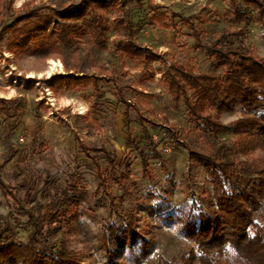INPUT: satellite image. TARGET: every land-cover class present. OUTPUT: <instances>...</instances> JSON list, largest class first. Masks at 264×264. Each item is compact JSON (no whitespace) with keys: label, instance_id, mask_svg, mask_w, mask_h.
I'll return each mask as SVG.
<instances>
[{"label":"rangeland","instance_id":"374dc122","mask_svg":"<svg viewBox=\"0 0 264 264\" xmlns=\"http://www.w3.org/2000/svg\"><path fill=\"white\" fill-rule=\"evenodd\" d=\"M78 1L0 0V178L7 185H0V215L19 210L8 191L28 208L36 192L45 199L46 192L66 190L81 195L71 210V227L64 237L67 246L80 253L82 262L104 264L99 240L103 224L114 223L120 231L124 215L132 210L136 232L150 239L152 246L139 262L128 259L127 245L116 247L118 259L123 264H174L191 244L179 229L180 209L209 211L214 201L208 202L212 199L209 177L191 155L208 153L205 138L184 105L173 102L162 73L173 60L196 71H211L212 60L203 44L223 29H243L242 42L254 56L264 58V22L252 20L245 25L234 21L229 0H121L124 7L116 0L107 9L106 49L83 35L48 56L33 54L36 44L29 36L35 32L30 30L16 41L12 52L7 50L13 28L9 26L18 16L50 14ZM120 17L132 22L130 39L158 54V59L141 61L116 48V42L127 38L118 24ZM77 70L89 78L73 87L56 83L60 75ZM95 76L104 77L97 96L92 85ZM120 94L133 105L129 133ZM4 106H9V116ZM137 112L158 124L153 129L142 119L152 144L160 140L174 148L166 153L155 143L161 158H149L148 174L142 171L139 152L150 155V142L144 138ZM240 114L238 108L224 111L220 121L228 124ZM219 138L231 144L235 134L227 127ZM101 146L114 151L115 174L105 173L109 170L98 149ZM259 154V150L254 152V156ZM96 162L105 185L98 184ZM28 233L26 228L19 229L13 240L25 241ZM234 263L229 257L225 264Z\"/></svg>","mask_w":264,"mask_h":264},{"label":"trees","instance_id":"16d2710c","mask_svg":"<svg viewBox=\"0 0 264 264\" xmlns=\"http://www.w3.org/2000/svg\"><path fill=\"white\" fill-rule=\"evenodd\" d=\"M115 1L80 0L54 13L18 16L9 26L13 28L7 50L12 52L16 41L30 30L35 32L29 36L36 44L33 54L48 56L60 45L68 48L75 38L83 35H88L96 47L106 49L107 9L117 2L119 7H124L121 0ZM229 5L233 20L238 23L264 22V0H229ZM53 20V25L46 28ZM118 24L127 38L115 43L117 49L141 61L160 57L130 39L132 22L129 19L120 17ZM193 33L200 41L199 34ZM243 36L241 28L223 29L203 44L206 55L212 60L211 71H196L192 66L173 60L162 73L173 102L184 105L199 134L205 138L208 153L191 152V155L208 175L212 187V199L208 202L214 201L209 211L201 207L187 212L180 209L179 229L191 244L177 256L174 264H225L229 257L235 260L234 264H264V222H260L264 219V58L251 53L249 46L242 42ZM79 73L81 71L77 70L60 75L56 83L73 87L89 78ZM103 79V76L92 79L96 96L99 95V81ZM119 96L125 129L129 133L128 115L133 105L121 94ZM235 108L239 109L240 116L223 124L220 114ZM4 113L9 116V106H4ZM137 116L144 138L150 142V155L139 152L142 171L148 174L149 158H161L156 149L161 142H155L156 147L151 143L149 128L142 124V119L153 129L158 124L138 112ZM227 127L235 134L231 144L219 138ZM168 130L176 134L170 127ZM98 149L108 164L105 169L109 172L105 173L115 174L114 151L103 146ZM256 150L260 154L254 156ZM102 174L96 162L98 184L105 185L106 178ZM0 185L7 187L1 178ZM69 186L75 188L73 184ZM7 194L19 210L0 215V264L8 260H19L20 264H86L78 251L67 246L64 237L70 230L72 211L81 200L80 194L56 190L55 193L46 192V198L42 199L36 192L28 208L15 194L9 191ZM19 215H24L25 219L21 220ZM123 220L120 231L114 223L106 221L103 224L99 240L104 248V264H123L118 259L116 247L123 249L127 245V257L132 262H139L149 253L152 241L136 232L132 210ZM25 228L29 231L25 241L13 240L15 233Z\"/></svg>","mask_w":264,"mask_h":264},{"label":"built area","instance_id":"2783aa9c","mask_svg":"<svg viewBox=\"0 0 264 264\" xmlns=\"http://www.w3.org/2000/svg\"><path fill=\"white\" fill-rule=\"evenodd\" d=\"M154 139H157L156 136H153ZM159 140H156V142H158ZM172 146H170L168 143H164V142H161L160 143V150H162L163 152H166V153H172L173 149L171 148Z\"/></svg>","mask_w":264,"mask_h":264}]
</instances>
